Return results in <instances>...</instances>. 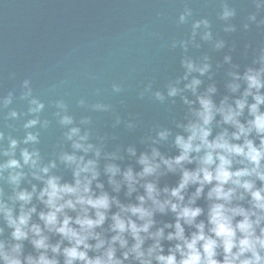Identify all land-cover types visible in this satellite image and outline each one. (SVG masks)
Returning <instances> with one entry per match:
<instances>
[{
	"label": "clouds",
	"instance_id": "9594fccd",
	"mask_svg": "<svg viewBox=\"0 0 264 264\" xmlns=\"http://www.w3.org/2000/svg\"><path fill=\"white\" fill-rule=\"evenodd\" d=\"M259 3L264 4V0ZM191 15L184 9L178 24H186ZM235 15L234 9L221 8L218 18L225 22L226 33L235 31L234 25L226 23ZM248 21H255V16L250 15ZM202 26L208 29L209 21L193 20L188 39L173 40L171 47L178 44L187 51ZM248 27L249 23L243 24L245 30ZM209 38L210 32L205 31L201 39ZM229 60L225 57L226 62ZM180 63L184 69L180 79L166 85L164 91L148 83L137 97L142 100L147 95L165 104L179 96L188 107L190 118L176 125L181 133L173 136L163 128L155 131L154 138L148 137L151 145L173 137L171 144L177 155L166 158L152 146L137 157L135 147L130 146L126 152L136 157L140 171L134 172L131 167L121 171L113 163L104 166L112 191L119 193L123 187L129 198L137 193L135 203H121L97 182L101 152L89 142L91 122L87 118L77 121L62 99L52 105V116L72 149L58 157L71 170V183L53 174L54 161L42 164L35 147H20L19 159L15 158L19 145L39 144L40 132L49 126V120L41 115L45 103L33 95L30 81L22 82L19 98L26 102V111L19 116L15 110L10 111L8 118L29 117L22 123L23 138L18 141L0 133V141L7 139V148L0 150V156L7 158L0 163V179L11 190L6 197L0 192V237H4L0 239V264H264V48L252 60L254 66L245 68L242 74L229 73L232 82L226 85L228 91L240 93L231 103L227 96L219 105L214 103V86L198 94L202 81L192 74L204 76L209 70L207 63L198 66L183 57ZM181 81L183 88L179 87ZM112 92L120 94L121 86L114 83ZM185 92H190L195 101H189ZM11 103L9 93L3 106ZM77 105L93 111H113L109 104L87 105L84 99ZM214 122L220 130L213 136ZM121 123L128 131L137 126L134 119L122 121L114 114L113 126ZM89 153L92 158L85 159ZM167 174L178 176L175 186L159 187V178ZM28 176L42 187L37 190L27 181ZM22 181L30 184V190L21 187ZM139 189H143L142 195ZM37 205L41 206L39 211ZM157 215H170L172 220L158 222ZM52 237L59 239L53 243ZM25 242L31 251L25 250Z\"/></svg>",
	"mask_w": 264,
	"mask_h": 264
},
{
	"label": "water",
	"instance_id": "95a60500",
	"mask_svg": "<svg viewBox=\"0 0 264 264\" xmlns=\"http://www.w3.org/2000/svg\"><path fill=\"white\" fill-rule=\"evenodd\" d=\"M224 7L235 10L236 15L226 22L235 26L234 32L226 33L223 30L225 22L218 18ZM184 9L190 10L192 15L186 24L180 25L178 16ZM250 15L255 16V21H248ZM202 18L209 21V28L202 26L197 29L195 44H189L187 51L178 44L171 47L173 40H187L192 21ZM244 23H249L247 30L243 28ZM205 31L210 32L208 40L201 39ZM218 43L223 46L217 48ZM261 48H264V4L259 0H0V133L18 141L23 138L22 123L29 117L12 120L8 113L15 110L19 116L26 111V102L19 97L22 82L30 81L33 95L45 103V111L41 115L49 120V126L40 132L39 144L19 145L15 158L19 159L20 147H28L29 150L35 147L40 152L41 163L46 165L54 161L56 168L52 170L53 174L61 176L62 182L71 183V170L60 163L58 157L72 149L63 140L64 130L52 116L55 111L52 105L62 99L77 121L87 118L91 122L88 126L89 142L101 152L97 162L100 172L97 182L102 183L104 190L110 196H116L121 203H135L137 193L129 198L125 196L123 187L119 193L112 191L104 175L105 164H116L121 171L128 167L134 172L140 171L136 157H129L126 152L130 146L135 147L137 157L152 146L166 158L177 155L171 144L173 137L157 145H151L148 137L154 138L155 131L163 128L169 129L173 136L181 133L176 125L190 118L188 107L179 96L159 104L147 95L142 100L138 99L139 92L148 83L154 89L164 91L166 85L180 79L184 75L180 63L183 57L198 66L209 65L204 76L192 74L202 81L198 94L214 86L216 92L211 97L214 103L219 105L226 96L231 103L239 98L240 93L228 91L226 85L232 82L229 73L242 74L245 68L254 66L252 60ZM225 57L230 60L226 62ZM114 83L121 86L120 94L112 92ZM183 85L184 81H181L179 87L183 88ZM243 87L241 82L240 92ZM9 93L12 94V103L4 107L3 100ZM184 96L195 101L190 92H185ZM80 99H84L87 105L109 104L113 111L79 107L77 101ZM193 107L198 105L193 104ZM114 114L119 115L122 121L134 119L135 130H126L123 123L114 127ZM219 119L217 116L216 120ZM219 130L214 122L213 136ZM228 130L231 131L230 128ZM6 148L7 139H4L0 141V150ZM76 154L83 155L80 152ZM90 158L91 153L85 156V159ZM5 159L0 156V163ZM3 175L6 177L7 173ZM26 179L35 184L37 190L42 187L30 176ZM116 179L120 180V177ZM177 180V175L167 174L159 178L158 186L173 187ZM21 187L30 190V184L25 181L21 182ZM138 191L143 194V189ZM0 192L5 197L11 195L4 179H0ZM40 207L37 205L38 211ZM155 219L158 222L172 220L170 215H157ZM0 227H3L2 222ZM7 231L5 229V237ZM57 239L52 237V242ZM25 250L31 251L27 242Z\"/></svg>",
	"mask_w": 264,
	"mask_h": 264
}]
</instances>
